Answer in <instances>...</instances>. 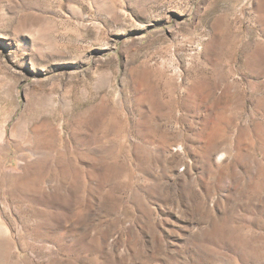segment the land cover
Instances as JSON below:
<instances>
[{
  "label": "rangeland",
  "instance_id": "obj_1",
  "mask_svg": "<svg viewBox=\"0 0 264 264\" xmlns=\"http://www.w3.org/2000/svg\"><path fill=\"white\" fill-rule=\"evenodd\" d=\"M0 264H264V0H0Z\"/></svg>",
  "mask_w": 264,
  "mask_h": 264
},
{
  "label": "bare ground",
  "instance_id": "obj_2",
  "mask_svg": "<svg viewBox=\"0 0 264 264\" xmlns=\"http://www.w3.org/2000/svg\"><path fill=\"white\" fill-rule=\"evenodd\" d=\"M224 158V155H221L218 160H222ZM171 170V169H170Z\"/></svg>",
  "mask_w": 264,
  "mask_h": 264
}]
</instances>
